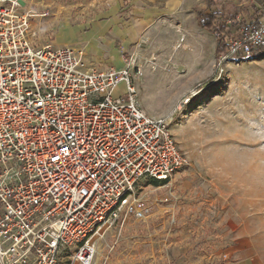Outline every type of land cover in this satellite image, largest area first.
<instances>
[{
	"label": "built area",
	"instance_id": "2783aa9c",
	"mask_svg": "<svg viewBox=\"0 0 264 264\" xmlns=\"http://www.w3.org/2000/svg\"><path fill=\"white\" fill-rule=\"evenodd\" d=\"M37 16L26 0H0V264H93L94 237L150 216L152 195L191 161L174 114L145 109L136 60L101 65L42 42ZM223 22L220 72L264 50V15Z\"/></svg>",
	"mask_w": 264,
	"mask_h": 264
},
{
	"label": "rangeland",
	"instance_id": "374dc122",
	"mask_svg": "<svg viewBox=\"0 0 264 264\" xmlns=\"http://www.w3.org/2000/svg\"><path fill=\"white\" fill-rule=\"evenodd\" d=\"M251 2L221 6L246 16ZM208 4L26 0L42 42L83 47L101 65L136 60L145 109L174 114L172 132L191 161L152 195L150 216L94 237L93 264H264V52L220 72L219 40L197 24L196 9Z\"/></svg>",
	"mask_w": 264,
	"mask_h": 264
},
{
	"label": "trees",
	"instance_id": "16d2710c",
	"mask_svg": "<svg viewBox=\"0 0 264 264\" xmlns=\"http://www.w3.org/2000/svg\"><path fill=\"white\" fill-rule=\"evenodd\" d=\"M222 1L226 0H209L208 8L196 9L198 26L207 31L213 32L219 40L215 51L216 56L225 51L227 46V40L231 33L230 28L226 27L223 20L226 17L236 15L226 14L224 8L221 6ZM260 3H262V7L260 6ZM246 10L248 11L246 14L247 17L243 16V18L247 22L258 23V19L264 15V0L259 3H252L251 8H247ZM262 52H264V50L260 49L257 50L255 53L259 54Z\"/></svg>",
	"mask_w": 264,
	"mask_h": 264
},
{
	"label": "crops",
	"instance_id": "0c3cea01",
	"mask_svg": "<svg viewBox=\"0 0 264 264\" xmlns=\"http://www.w3.org/2000/svg\"><path fill=\"white\" fill-rule=\"evenodd\" d=\"M198 24V23H197ZM68 32V33H67ZM64 37H66L67 35H69L70 34V30H68V31H65L64 33ZM216 51V50H215ZM119 65V64H118ZM243 262V264H247L245 261H242Z\"/></svg>",
	"mask_w": 264,
	"mask_h": 264
}]
</instances>
